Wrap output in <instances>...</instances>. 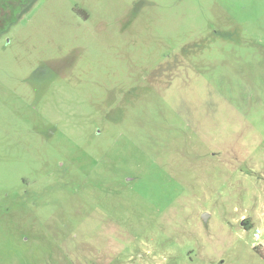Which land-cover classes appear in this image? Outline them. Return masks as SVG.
I'll return each mask as SVG.
<instances>
[{
    "label": "rangeland",
    "instance_id": "374dc122",
    "mask_svg": "<svg viewBox=\"0 0 264 264\" xmlns=\"http://www.w3.org/2000/svg\"><path fill=\"white\" fill-rule=\"evenodd\" d=\"M255 232L264 0H0V264H264Z\"/></svg>",
    "mask_w": 264,
    "mask_h": 264
},
{
    "label": "built area",
    "instance_id": "2783aa9c",
    "mask_svg": "<svg viewBox=\"0 0 264 264\" xmlns=\"http://www.w3.org/2000/svg\"><path fill=\"white\" fill-rule=\"evenodd\" d=\"M260 235H261L260 232H255L253 234V239L256 241L255 242V247H257V249L264 250V244L259 242L260 241L259 240L260 239Z\"/></svg>",
    "mask_w": 264,
    "mask_h": 264
},
{
    "label": "water",
    "instance_id": "95a60500",
    "mask_svg": "<svg viewBox=\"0 0 264 264\" xmlns=\"http://www.w3.org/2000/svg\"><path fill=\"white\" fill-rule=\"evenodd\" d=\"M206 216H208L207 213H204V215L201 216V219H202L203 221H206ZM241 225H242V224H241Z\"/></svg>",
    "mask_w": 264,
    "mask_h": 264
},
{
    "label": "trees",
    "instance_id": "16d2710c",
    "mask_svg": "<svg viewBox=\"0 0 264 264\" xmlns=\"http://www.w3.org/2000/svg\"><path fill=\"white\" fill-rule=\"evenodd\" d=\"M246 224H247V221H243V222H242V225H246ZM245 227L248 228L247 225H246ZM256 248H257V247H254L255 250H256ZM257 250H258V249H257Z\"/></svg>",
    "mask_w": 264,
    "mask_h": 264
},
{
    "label": "flooded vegetation",
    "instance_id": "af4514ba",
    "mask_svg": "<svg viewBox=\"0 0 264 264\" xmlns=\"http://www.w3.org/2000/svg\"><path fill=\"white\" fill-rule=\"evenodd\" d=\"M242 224V223H241Z\"/></svg>",
    "mask_w": 264,
    "mask_h": 264
}]
</instances>
